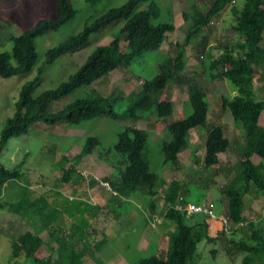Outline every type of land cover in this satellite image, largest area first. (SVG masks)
Segmentation results:
<instances>
[{"label": "rangeland", "instance_id": "rangeland-1", "mask_svg": "<svg viewBox=\"0 0 264 264\" xmlns=\"http://www.w3.org/2000/svg\"><path fill=\"white\" fill-rule=\"evenodd\" d=\"M125 0H68L73 14L65 22L54 29L47 30L34 38L35 58L31 67L10 76H0V127L6 117L13 110V102L17 96L19 85L30 78L38 65L43 61L44 50L79 30L83 23L89 21L102 11L116 7ZM154 1L158 14L152 22L170 21L174 25L168 34L170 40L186 42L185 66L180 71L186 75L204 93L207 103L204 122L186 129L184 144L176 152L173 161L163 162L161 159L160 143L168 139L166 124L172 120L190 114V105L185 98L183 83L168 80L165 86L155 89L151 93L154 98L167 100L171 111L163 116H155L153 107L141 111L138 118L125 113V95L129 91L138 89L141 80L149 78L156 72L157 64L165 55L172 54V46L165 41L158 48L145 51L129 63H118L108 73L92 80L89 85H78L66 95L47 102L43 105V112H52L75 98L86 96L92 89L102 96L114 97L113 110L115 117L95 116L81 120L76 124H68L64 120H57L52 124L32 121L24 134L8 137L0 149V164L6 168H18L19 182H26L30 202L20 204L19 210L27 209L42 222H53L56 218V207L60 203L69 202L66 198L76 199V227L80 240L78 246L89 251L83 252L82 264H129L139 257L148 255L161 256L166 244V235L172 229V223L166 219L149 226L150 204L156 209L161 201L159 191L170 179L178 181V190L190 202L207 205L215 214H226V196L221 189L235 184L232 180L235 173H239L241 154L234 148H241L242 128L234 123L227 109L220 106V96H230L234 93V85L224 79H214L208 76L207 62L212 56V49L228 43L227 36H235V32L228 29L232 23V15L225 7L217 16L211 18L207 26H202L204 38L200 40V33L189 36L183 31L180 9L190 10L191 0H146ZM146 1L139 2L134 10L144 8ZM206 6L209 0H202ZM239 4V0H234ZM264 11V4L260 5ZM202 10L191 13V20L202 18ZM55 14L53 0H0V52H10L11 40L9 36H16L40 19H51ZM123 19H116L95 32L89 33L86 42L78 48L65 52L41 67V73L33 84L30 95L36 96L44 89L54 87L68 74L72 73L85 56L97 44H106L116 34ZM183 27V28H182ZM199 38V39H198ZM196 39V40H194ZM264 42V32L262 34ZM202 50L211 54L201 56ZM119 48L122 49L123 39L118 37ZM199 49V53L195 50ZM10 63L13 60L9 59ZM257 73L252 76L253 90L257 97L264 98V65L257 67ZM264 125V106L258 118ZM141 128L146 134L144 154L148 171L155 176L151 189L155 194L126 193L118 188V194H111L109 190L92 180L97 177H110L117 184L116 170L109 161L118 158L112 150L115 134L121 125ZM213 125H221L224 135L233 137L232 143L219 153L220 161L216 164L204 165L202 162V144L207 130ZM96 139V146L106 152V158L97 154L96 149L82 154L74 163L73 172L66 181L59 179L60 167L73 162V156L79 151L86 137ZM241 150V149H240ZM64 156L65 160H58ZM216 168H221L216 171ZM92 180V181H91ZM9 185H13L10 183ZM242 196L241 212L244 220L249 223L241 224L226 234L217 224L209 222L208 232L215 235V240L206 242L203 239L195 244V249L187 264H241V258L249 255L250 264H262L260 255L249 251L234 249L228 251L224 245L232 241H242L253 245L264 233V190L252 189ZM122 194V195H121ZM123 197V198H121ZM56 199V203L52 200ZM164 200H162L163 202ZM252 203V204H251ZM156 212V211H155ZM60 218V217H59ZM197 219V217H195ZM170 223V224H168ZM31 228V222L26 215H19L0 208V263L26 264L19 256L10 259L9 238L19 232ZM256 232L251 236V231ZM223 232V233H220ZM104 233L106 240L96 249L90 245ZM158 234V235H157ZM44 236L43 232L40 233ZM46 248L40 245L36 253L41 255ZM262 256V255H261Z\"/></svg>", "mask_w": 264, "mask_h": 264}, {"label": "trees", "instance_id": "trees-1", "mask_svg": "<svg viewBox=\"0 0 264 264\" xmlns=\"http://www.w3.org/2000/svg\"><path fill=\"white\" fill-rule=\"evenodd\" d=\"M53 1L55 4L53 18L40 19L23 29L20 34L9 36L11 40L9 54L0 52V76L6 77L28 70L35 58L34 38L47 30L58 27L72 16L73 9L68 0ZM83 1L94 2L96 0ZM144 1L146 0H125L116 7L107 8L83 23L78 31L44 50L43 61L37 66L34 74L19 85L12 113L4 119L0 127V149L8 137L24 134L32 121L52 124L57 120H64L68 124H76L81 120L100 115L115 117L112 105L114 97L102 96L93 89L86 96L75 98L52 112H43L42 107L47 102L66 95L75 86L89 85L92 80L102 74L111 72L118 63H129L145 51L158 48L162 41H165L169 48L172 46V54L165 55L161 59L157 64L156 72L149 78L141 80L137 90L126 93L125 113L138 118L141 111L152 106L155 116L167 115L171 111L170 103L165 99L154 98L151 93L155 89L164 87L168 80L183 83L185 98L191 109L190 114L167 123L165 127L168 139L160 143L163 162L173 161L176 158V152L184 144L186 129L204 122L207 103L203 91L180 72L185 66L186 42L183 41L184 39L182 41L169 39L168 34L174 29L170 21L152 22L158 14L154 1H146L144 8L134 10L139 2ZM191 1L190 10L183 9L184 5L180 9L184 27L182 28L185 33H188L184 37L187 40L189 36L193 34L196 36L198 33H200V40L203 39L205 34L201 29L202 26H207L211 18L217 16L225 7H228L232 15V23L228 25V29L236 35L229 34L228 43H223L218 48L207 47V50H213L207 62V69L210 78L224 79L234 85L232 95L220 96V106L227 109L234 123L237 122L243 130L242 141L239 143L241 148L237 145L234 147L240 152L241 161L239 173H235L232 179L237 178L235 184L225 185L221 192H224L226 196L225 215L230 221L237 222L235 227L241 224L247 225L249 222L244 220L240 210L242 196L246 192L252 194L254 188L264 190V125L258 122L264 106V98L255 95L251 80L253 74L257 73V67L264 65V42L261 41L264 32V11L260 8L264 0H239V4H236L234 0H209L206 6L202 0ZM198 10L203 11V16L194 22L191 20V13ZM120 18L123 22L108 43L95 45L79 66L54 87L44 89L36 96L30 95L31 88L38 79L44 63L78 48L86 42L89 33ZM0 23H4L1 18ZM118 37L123 39L122 49L119 48ZM199 45L202 51L200 57L211 54L207 50H202V42ZM195 53H199V49H196ZM10 58L13 63H10ZM232 138L224 135L221 125L211 126L202 144L203 164L218 163L220 160L216 153L225 151L230 146L229 143H232ZM145 139L146 134L143 129L125 124L121 125L120 130L115 134L111 146L118 158L108 163L116 170L117 184L110 177H101L106 181L109 187L106 190H109L111 194H118V188L130 194L146 193L150 196L155 194V191L151 189L155 176L148 171L146 165ZM96 144L95 138L86 137L79 151L73 156V162L60 167L59 179L66 181L74 171V163L82 157V154L92 149H96L98 155L106 158V152L98 149ZM60 159L66 161L64 156H60L58 160ZM220 169L216 168V171ZM19 176L18 168H6L0 164V208L19 215H26L31 222V228L9 238L8 257L12 260L21 256L26 264H82L83 252L89 250L77 244L81 234H78L79 228L76 227V199L66 198L69 202L60 203L59 207H56L57 219L51 223L42 222L27 209L19 210L20 204L30 202L28 185L26 182H19ZM10 183L13 185H9ZM178 186L177 180L170 179L167 185L159 191L160 197L166 203L187 201L179 192ZM55 200H52L54 205ZM202 205L210 209L207 205ZM157 208L155 209L154 205L150 204V213L146 217L155 213L160 216V221L163 218L172 223V229L166 235L163 254L139 257L129 264H187L199 240L203 239L206 242L215 240V235L208 232L209 220L206 214L194 213L192 216H187L182 210L172 208L167 204L159 210ZM262 213L264 217V209ZM262 231L264 233V229ZM41 232L44 236L40 235ZM251 232V236L254 233L255 237L256 232L254 230ZM105 240V234L101 233L90 247L96 249ZM226 241L229 244L224 245V249L228 251L239 249L256 253L260 255V261L264 264V236L253 245H247L241 240L235 242L230 238H226ZM40 245H43L46 250L43 254L37 255L36 250ZM251 260L249 255H245L241 258V264H250Z\"/></svg>", "mask_w": 264, "mask_h": 264}, {"label": "built area", "instance_id": "built-area-1", "mask_svg": "<svg viewBox=\"0 0 264 264\" xmlns=\"http://www.w3.org/2000/svg\"><path fill=\"white\" fill-rule=\"evenodd\" d=\"M92 180H95L98 183V185L104 187L105 189H109L106 181L102 180L100 177H97L96 175H92ZM167 205L171 206L172 208L182 210L187 216H192L194 213L206 214L209 222H217L219 227L224 232H230L235 228L237 224V222L230 221L227 215L215 214L206 206L200 203H195L190 201H185L181 203L178 201H174L172 203H167ZM148 218H149L150 227H153L154 224L159 222L160 220V216L155 213H151Z\"/></svg>", "mask_w": 264, "mask_h": 264}, {"label": "crops", "instance_id": "crops-1", "mask_svg": "<svg viewBox=\"0 0 264 264\" xmlns=\"http://www.w3.org/2000/svg\"><path fill=\"white\" fill-rule=\"evenodd\" d=\"M219 153H220V152H217V153H216V156H217L218 159H220V157H219ZM162 200H163V199H161L160 203H158V206H157V207H158V208H157L158 210H159L160 207H163V206L165 207V205L167 204L166 201H163V202H162ZM251 204H252V203H251ZM48 223H49V222H48ZM157 235H158V234H157ZM10 237H11V236H10Z\"/></svg>", "mask_w": 264, "mask_h": 264}]
</instances>
